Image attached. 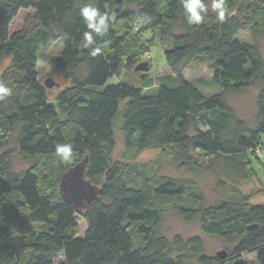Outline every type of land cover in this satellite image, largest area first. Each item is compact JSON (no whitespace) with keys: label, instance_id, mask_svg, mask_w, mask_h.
Wrapping results in <instances>:
<instances>
[{"label":"trees","instance_id":"16d2710c","mask_svg":"<svg viewBox=\"0 0 264 264\" xmlns=\"http://www.w3.org/2000/svg\"><path fill=\"white\" fill-rule=\"evenodd\" d=\"M86 2L110 16L108 33L94 37L102 49L96 57L83 47L86 28L78 13ZM202 2L205 21L190 26L182 0H0V62L10 60L0 83L12 90L0 101V264H237L248 252L264 261V205L239 190L264 155V61L256 44L237 39L243 22L264 34V0H226L223 21L212 0ZM27 9L34 11L35 30L10 34L18 12ZM141 19L144 30L172 41L164 53L171 73L158 78L154 93L143 91L152 81L93 90L121 74L130 47L118 28ZM57 39L63 43L54 65L70 85L50 103L38 78V50ZM197 57L213 69L211 81H203L217 90L209 97L181 75L183 62ZM257 83L256 124L249 127L225 97ZM115 128L128 160L151 146H176L180 169L213 174L229 198L207 205L192 184L114 160ZM59 143L73 145L71 163L55 154ZM15 151L31 162L27 169H14ZM85 158V178L98 193L78 211L62 199L59 182ZM167 213L198 221L204 234L229 248L228 258L205 255L199 237L162 236ZM78 215L86 223L82 237H76Z\"/></svg>","mask_w":264,"mask_h":264},{"label":"rangeland","instance_id":"374dc122","mask_svg":"<svg viewBox=\"0 0 264 264\" xmlns=\"http://www.w3.org/2000/svg\"><path fill=\"white\" fill-rule=\"evenodd\" d=\"M33 14L34 11L32 9L20 10L10 24V34L25 28L27 31L33 32L37 25L33 20ZM124 25L120 27V30L118 28V32L119 34H125L130 50L128 59L123 63L122 72L118 76L115 75L109 78L104 86L95 87L93 90L103 91L105 87L119 83H128L133 86L144 87L143 84L146 81H152V85L144 87L143 91L146 93H154L158 87V78L171 73L165 62L164 53L173 48V43L170 39L161 40L160 37H156L154 31L144 30L145 28L141 23L129 21L125 22ZM179 32L180 30L177 29L176 33ZM53 34H56V31ZM237 39L240 42L256 44L264 61V34H253L249 26L243 22ZM150 40H153L154 43L149 47V51L147 50V46L152 43ZM62 43L61 39H57L55 42L49 43L38 50V78L42 85H44L46 80H50L53 84L52 88L46 89L50 103H53L54 97L60 90L70 85L65 78V74L62 71H58L54 65V60L62 48ZM143 63H146V71H136L135 69ZM9 66V59H4L0 62V82L2 74ZM182 68V77L189 82L198 84L204 96L209 97L217 93L213 85L203 84V81L210 82L213 76V69L206 58L197 57L184 61ZM261 90L262 85L257 83L239 94H230L225 97V102L234 114L244 120L249 127H254L256 124L257 97ZM115 129V148L112 154L114 160L123 163L146 165L156 171L158 178H171L192 184L201 193L207 205H213L229 198L230 191L228 187L217 182L213 174L207 171L195 170L194 172H189L180 169L174 160V155L178 150L176 146H151L140 152L135 159L128 160L125 155L123 139L119 128ZM199 129L205 130L203 127H199ZM262 140H264V135ZM12 162L16 171L25 170L31 165V162L23 160L16 151L14 152ZM253 168L247 178L240 183L239 190L244 194L252 196L250 199L252 204L264 205V193L261 191V187L264 184V155L260 159L255 158ZM76 223V237H82L86 230V223L80 215L77 216ZM30 227L37 228V224H32ZM160 233L170 241L174 237H180L183 241L192 237H199L202 241L203 252L207 256H216L217 252H227L229 249L217 237L204 234L198 221L184 222L172 213H167L163 216ZM226 258H228L227 255ZM194 262L193 260H187V263L195 264ZM236 263L264 264V261L257 259L255 253L248 252L242 254L236 260Z\"/></svg>","mask_w":264,"mask_h":264},{"label":"clouds","instance_id":"9594fccd","mask_svg":"<svg viewBox=\"0 0 264 264\" xmlns=\"http://www.w3.org/2000/svg\"><path fill=\"white\" fill-rule=\"evenodd\" d=\"M186 23L190 26L204 23L208 6L202 0H182ZM211 9L215 13L217 20L223 21L226 18L228 9L226 0H212ZM79 16L83 21L86 30L83 32V47L90 48L92 57L100 56L102 49L94 46V37H103L108 33L110 16L107 12H101L91 2H86L79 9ZM146 19H141L138 23H146ZM12 90L0 83V101H4L11 96ZM55 154L63 161L71 163L73 159V145L71 143H59L55 145Z\"/></svg>","mask_w":264,"mask_h":264},{"label":"water","instance_id":"95a60500","mask_svg":"<svg viewBox=\"0 0 264 264\" xmlns=\"http://www.w3.org/2000/svg\"><path fill=\"white\" fill-rule=\"evenodd\" d=\"M146 69V63H143L135 70L146 71ZM44 85V87L50 89L53 84L50 80H46ZM86 162L87 159L85 158L73 168L69 169L62 175L59 182V191L62 199L71 203L78 211L84 209L86 204L95 198L98 193V189L94 185H91L90 181L85 178ZM225 255L224 251L216 253L219 259H224Z\"/></svg>","mask_w":264,"mask_h":264}]
</instances>
